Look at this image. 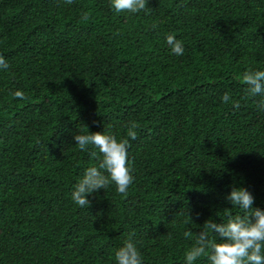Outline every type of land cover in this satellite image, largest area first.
Masks as SVG:
<instances>
[{
  "label": "trees",
  "instance_id": "trees-1",
  "mask_svg": "<svg viewBox=\"0 0 264 264\" xmlns=\"http://www.w3.org/2000/svg\"><path fill=\"white\" fill-rule=\"evenodd\" d=\"M147 7L0 0V264H116L130 233L143 264H186L205 221L244 215L226 200L232 188L264 210V95L243 82L264 71V0ZM88 131L128 141L134 181L126 196L112 183L81 208L72 193L98 149L73 137Z\"/></svg>",
  "mask_w": 264,
  "mask_h": 264
},
{
  "label": "clouds",
  "instance_id": "clouds-1",
  "mask_svg": "<svg viewBox=\"0 0 264 264\" xmlns=\"http://www.w3.org/2000/svg\"><path fill=\"white\" fill-rule=\"evenodd\" d=\"M73 2L74 0H65L67 4ZM148 2L149 0H111V7L117 13H147ZM83 19H89V15L84 13ZM155 27L156 25H153V28ZM166 43L172 54L183 55V43L175 36L167 35ZM8 67L5 58L0 56V69ZM243 82L248 86L246 91L250 95H264V71H246L243 74ZM13 96L21 100L26 98L21 91L14 92ZM221 99L228 103L230 96L225 93ZM233 106L240 107L237 102H233ZM258 107H264V100ZM138 127L137 123L130 122L128 136L132 140L137 138L135 129ZM73 139L81 151H86L88 146H94L98 153H92L97 160V166L85 170L83 178L75 186L72 200L81 208H89L91 201L88 197L108 188L112 183L118 193L126 196L134 181L128 165V141H118L114 135L89 131L87 134H77ZM226 200L232 208L242 210L244 215L229 214L226 222L222 223H215L212 219L205 221L202 230L195 234V245L185 254L186 264H193L206 254L210 264H264V210L252 207L254 197L245 188H232ZM188 219L193 223L190 215ZM210 234L218 237V242L210 239ZM134 235L135 233H130L123 246L115 252L116 264H143L141 253L132 241ZM184 235L187 238L193 236V233L187 231Z\"/></svg>",
  "mask_w": 264,
  "mask_h": 264
}]
</instances>
